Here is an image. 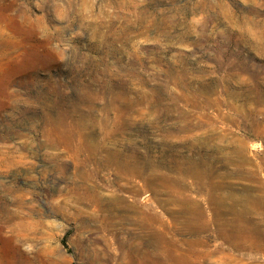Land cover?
<instances>
[{
	"label": "rangeland",
	"instance_id": "374dc122",
	"mask_svg": "<svg viewBox=\"0 0 264 264\" xmlns=\"http://www.w3.org/2000/svg\"><path fill=\"white\" fill-rule=\"evenodd\" d=\"M204 99L240 111L208 108L233 119L208 123ZM106 117L113 146L145 168L129 183L98 173L112 185L96 180L103 199L131 201V222L112 208L119 218L102 227L68 194L96 158L69 156L55 133L73 143L91 133L96 144ZM184 120L192 131L178 130ZM231 138H246L250 162L222 160ZM176 158L213 168L202 185L186 176L178 203L143 182L153 167L174 176ZM235 168L245 172L227 175ZM209 176L221 183V222L232 200L250 197L256 220L235 247L218 224L190 234L176 214L196 204L211 219ZM0 264H264V0H0Z\"/></svg>",
	"mask_w": 264,
	"mask_h": 264
},
{
	"label": "bare ground",
	"instance_id": "6f19581e",
	"mask_svg": "<svg viewBox=\"0 0 264 264\" xmlns=\"http://www.w3.org/2000/svg\"><path fill=\"white\" fill-rule=\"evenodd\" d=\"M261 97L262 95H256L255 102L262 101ZM187 103H190L195 108L199 107V102L197 101L189 100ZM225 103L217 100L214 101L213 99L205 100L204 103H200L202 109L201 112L203 113L201 117L205 118L206 120L209 119L208 123L214 122L215 119H218V121L226 119V121L229 120L233 122V119L231 117L228 116L223 117L221 116L220 112H218V114L214 116H212L211 114H210L211 116L210 115L208 116L204 113L205 110L208 108H216L217 110H219L220 106H224L226 110L229 112L233 111L237 113L240 111L238 110V106L229 102L226 104ZM168 107L171 109L172 108L175 109L174 104H168ZM251 113L255 114L256 110H250L249 113L245 112L244 117L247 118ZM182 116L185 117L184 114H182ZM106 123H109L110 125H112V127H114V123H115L114 118L112 119H109L107 117L105 118V120L102 123L103 125L101 126L102 134L104 136L103 140L97 142L96 144L93 142V140L89 138L91 133H86L82 136L80 135V137L76 140V143H73V139L70 136H67V139L64 140V138L60 136L61 132L56 131L55 133L56 136L55 140L57 141V143L62 144L61 146L63 147V150H65V152L69 154V156L76 153L77 151H83L88 153L90 156L93 155V157L96 158L93 161L92 169L86 168L85 166L87 162H84L82 166L83 170L79 175V183L73 184L69 189L68 194L70 195V197H72L73 202L86 204L92 207L94 215L90 216L91 217L90 219L94 218L96 220H99L102 227L113 225L115 223L114 220L119 218L116 216V213L113 212L114 208H119L123 212L122 216L119 218L121 221L131 222V216L129 214L131 212V201L127 200L125 197L114 194L113 192H111L106 199H103L105 193L103 194L101 190H99L101 189V187L99 186L98 181L100 183H103L102 185L104 186L105 185L112 186V185L111 182H107L102 177H100L98 173H101L103 171H110L112 174H114L115 177H119L125 180L127 183H129L131 179V175L141 174L145 168V166L139 165V163L137 162V156L131 155V151H128V149H125L126 151H122L119 148L113 146L114 141H112V139L114 137L113 136L114 131L112 128L109 129V127H108L109 130L106 129L105 126ZM196 126L199 125L196 124ZM191 127L192 124L184 120V123L181 124V126H179L178 130L192 131ZM251 129L256 136H259V131L261 130H257L258 129L257 125L253 126V124L251 123ZM63 131L64 130H62V132ZM219 135L221 137H224L225 133H221ZM190 138L196 144L197 140L195 135L192 134ZM246 143H247L246 138H231L228 142V145L231 146V151L227 153L228 154L227 156L223 155L224 157L222 160L228 162L229 164H233L235 161L240 164L250 162L246 155ZM71 148H74V150L72 151ZM195 160H191L188 158H183L182 161H180L179 158L171 159L170 161H173L175 163L174 165L175 167L170 168V170L174 169L173 170L175 174L174 176H171L169 174L158 176L155 174L156 170L153 167L152 173L143 176V182L146 186L158 183L159 187L161 186L162 188L165 189V191L167 190L172 191L173 193L170 194L172 196L171 201L178 203L179 199L177 197H179L180 194L179 190L186 189L185 187H187V184L185 182L186 176L192 177L193 179L189 183V187H191L195 182L197 184L202 185L204 178L207 175H210L213 171L212 166H209L206 163L199 164ZM170 161H168L167 164H170L171 163ZM170 166L171 164L168 167ZM147 167L151 169L152 166L148 164ZM241 172H245V171L239 168H235L233 171L228 172L227 175L238 174ZM210 177L211 176H209L205 180L207 184L202 187L206 188L208 193L207 199L210 201L211 204H213L211 219L209 220L208 218H206L205 214L202 213L200 210H195L194 207L196 204L193 207L191 206L190 208H183L179 206L177 209L178 211H176V214L178 215L183 214V217L186 216L185 217L186 221H183V225L185 226V229H187V232L190 234L199 233L200 230H202L201 226H203L204 223L212 222L218 224V226H220L221 235L224 236L226 240H229L231 242L230 245L232 247H235L237 241H239L240 235H243L244 233H251L249 230H245V225L254 224L256 220L253 210L250 208L248 204L250 197L243 199L244 200L243 203L242 202L240 203V200L239 201L232 200V204H231L232 206L228 209L229 218H225L224 221L222 220L223 222H221L217 218L219 216V212L217 210V200H219V197L214 196V192H213L214 190H218L221 188V183L211 180ZM125 191L131 194V187H126ZM254 202L255 200L253 199L251 203ZM96 211L98 213L99 212L102 213L100 215L99 214L97 215Z\"/></svg>",
	"mask_w": 264,
	"mask_h": 264
}]
</instances>
